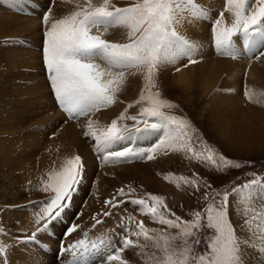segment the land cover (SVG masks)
I'll list each match as a JSON object with an SVG mask.
<instances>
[{"label": "snow or ice", "instance_id": "snow-or-ice-1", "mask_svg": "<svg viewBox=\"0 0 264 264\" xmlns=\"http://www.w3.org/2000/svg\"><path fill=\"white\" fill-rule=\"evenodd\" d=\"M66 2L73 8L60 18H53L51 6L43 15V63L54 98L63 112L70 119L88 117L87 123L81 127L84 137L93 141V150L98 158L105 163H127L145 158L154 160L156 154L163 150L187 153L190 158L210 163L221 171L241 167L203 139L198 138L200 149L194 148L193 135L197 130L187 118L166 111L178 105L163 98L156 88V76L165 65L175 64L181 59H187L189 64L198 62L192 57L198 54L199 47L177 31V26L186 19V12L193 17L204 15L203 10L196 7L195 0H133L124 7L117 6L112 0ZM225 10L231 12L234 19L230 25L226 24L221 11L212 23L215 50L236 58L240 51L234 38H241L247 52L257 53V59L264 56V50H261L264 49V0H226ZM117 28L124 29V42L106 38L111 29ZM139 72L143 73L144 83L136 100L127 104L110 124L101 126L99 121L91 118L92 114L115 104L128 76ZM244 95L252 101L253 93L247 87ZM134 105H138L139 110L135 115H129L128 110ZM129 120L133 123H125ZM150 138L155 139L149 146L137 144L139 140ZM121 144L127 146L118 148ZM85 173V164L79 155L67 159L59 171L49 173L42 190L51 195L42 202L43 207L36 214L37 227L34 232L26 234L27 239L34 240L39 233L55 227L56 222L71 211L74 196L86 178ZM165 178L171 180V174ZM178 179L199 190L198 179ZM258 186L264 188V180L252 179L234 187L231 193L227 190L222 194L215 192L219 201L213 198L205 209L194 211L191 220H184L170 209L168 213L172 218L161 212V207L167 209L168 206L158 195L117 200V196L134 192V189L126 192L121 188L104 204L115 210L124 203H131L153 222L168 229H178L177 233L170 235L167 231L148 228L143 221L135 222L132 216L127 217L128 224H125V218L121 217L118 227L126 234L112 232L121 236L122 246L117 247L113 243L112 235L89 240L86 232L85 238L67 246L61 241L59 254L61 257L65 254L70 256L64 264H112L114 261L128 264L121 254L127 249L144 248L145 245L139 242L143 237L163 253V260L158 264H243V246L229 220V197L238 195L246 199ZM205 187L211 189L212 185L206 183ZM209 196L208 191L204 192V200H209ZM99 215L92 217L93 229L104 223ZM102 215L110 217L113 212L106 210ZM205 216L206 224H202ZM133 223L135 230L131 227ZM79 227L75 222L70 223L64 236L74 233ZM203 227L214 229V235L208 236L206 251L197 253L194 247L201 243L199 232ZM2 232L4 229L0 228ZM177 240L181 241L180 245L175 244ZM7 250L8 246L0 241V257H6ZM2 264H6V260Z\"/></svg>", "mask_w": 264, "mask_h": 264}, {"label": "bare ground", "instance_id": "bare-ground-1", "mask_svg": "<svg viewBox=\"0 0 264 264\" xmlns=\"http://www.w3.org/2000/svg\"><path fill=\"white\" fill-rule=\"evenodd\" d=\"M34 1H40L43 3L44 7H46L50 0H27V2L21 3H14L13 0H0V56H2V62L0 63H3L0 82H3V93H6L7 96L10 97V101H8L9 104H4V97L0 99V122H5L11 129L16 130L12 136L8 137L11 142H5L6 152L9 153L8 156L10 157L9 159H14V161L8 163L7 159L5 165L2 159H0V174H9L12 175L14 179L19 180V183L8 186V191L3 192V195L0 196L1 199L8 204L6 206L1 201L8 213L6 219H8L9 227L11 222H14L15 225V229L12 230V239L8 241L10 242L9 244L12 245L8 246L6 257L2 258L3 261L6 260V264H56V260H52V256L50 257L42 251L29 247L27 244L18 245V247L13 246L14 243L17 244L16 237L19 235L17 232L19 233L27 228L30 229L33 225V221L35 222L36 220V214H38L35 210L42 209L43 206L39 208L35 206L31 213L29 211V213L24 212L27 211L24 210V208L14 210L10 209L9 206L26 202V200H28L26 195H28L29 199L34 197L39 198L40 193L38 192L48 180V178L44 180L43 175H49V173L55 171L54 168L63 166L67 159L75 156V150L77 149L81 150L85 155L88 168L93 170V168L97 167L88 145L81 139V134L76 128V125L72 122L61 125L56 124V121L58 119L60 120V117L63 118V115L61 111L56 108L55 102H51V98L54 97V94L50 87V90L48 86L47 88L42 87V84L44 86L42 81L46 78V73L45 67L42 66L40 60V58H42L41 52L35 50L31 51L25 46L13 44L15 37L18 35L30 36V41H35L40 44L42 35L40 29L42 26H40L38 20L39 17L45 13V10L43 9L41 12L37 11L38 14L36 15L31 14L33 10L29 14L27 11L25 12V9L32 6ZM94 2L99 3L100 1L94 0ZM115 4L123 7L119 3ZM198 4L196 7L200 8L202 6L200 9L203 10L204 15L193 17L190 12H186V19L181 25L177 26V29L184 33V36L188 39L190 36L185 34L187 26L195 28L199 32V34L191 40L199 47L198 54L192 57V59L198 61V64H189L187 59H181L175 64L165 65L161 68V77L169 84L180 86L184 90L191 89L195 85L199 86L201 90L206 93H209V98L214 103L212 110L214 115L212 114V116H214L216 127L221 132L217 130L223 135L221 138L225 139L230 145L235 144V146H237V140L240 143L253 142L254 138L259 136L254 129L253 122L258 124L257 127L259 130H264V56L261 57L262 59L260 58V61L254 62L251 58V53L247 52L245 49L243 50V40L241 38H234L236 46L240 51L238 57L233 58L231 56H225L218 53L216 50L215 52L213 44H209V42L211 43L212 37L211 25L219 17L221 11L225 10L226 0H201ZM17 6L20 8L18 9ZM53 8H58L56 11H52L53 18H60L68 11L72 10L73 5L67 3L66 0H58L56 4H53L52 9ZM187 14L189 15L187 16ZM224 19L226 20L225 23L229 25L232 23L234 17L232 14L229 15L228 12L224 14ZM186 22H191L192 25H187ZM209 30L210 35L207 34ZM124 32V29L120 28L111 29L106 38L116 41L120 39L119 36ZM184 65L188 66L185 67ZM177 69H179V71H177ZM132 77L136 78L137 76L132 75L130 79ZM130 79L124 85L123 90L117 94V102L108 108L100 110V112L96 114L95 118L99 121L101 126L110 124L111 120L116 115H119L121 111L119 108L123 104L119 99H125L130 96L131 98L133 97L132 94L135 91V85L139 83V80L137 78L133 79L131 85ZM246 87L253 93L252 101L247 100L244 95L243 90L245 91ZM42 99L46 101L41 103ZM243 104L246 105L243 106ZM44 106L45 109L43 108ZM51 112H53V114H51ZM46 115L50 117L47 126L45 123L43 126L35 125L38 121H43ZM74 121L73 119V122ZM33 126L35 127L33 128ZM236 131L239 133L237 134ZM52 132L55 133V137H50L49 134ZM243 132H245L247 136H244ZM236 135L237 140H235ZM47 147L50 149L54 148V153H50L49 150L48 152L50 154H48L45 150L46 155L41 154L44 148ZM36 150L39 151L40 154L37 155ZM25 162L31 164V166L28 164L29 168H27V166L24 165ZM153 162L154 165L149 162L146 164L139 163L116 167L124 170L121 175H118L119 169L114 171V174H117V177L121 180L126 177L129 179L139 177V179H143L146 184H155L157 182L156 185H158L160 181L159 179L157 181L151 169L163 170L161 174L163 175L166 172V168H158V166H156V161ZM104 168L106 167H103V169ZM105 170H103L105 173L102 171V173L100 171L98 172V170H88V172L85 173L86 178L77 196V203L83 201L86 203L88 197L92 198L95 196L94 192L98 187H103V191L107 192V189L104 188V186L106 187L110 183V178H108L110 176L107 173H112L113 169L106 168ZM125 172H127V174H125ZM18 173H21V176H18ZM96 173L100 184L97 185L98 187L94 186V191L92 188V190L89 189L91 191L89 192L87 190L88 183L91 181V176L96 175ZM40 182L41 186L38 188V183ZM120 184L119 186H121ZM28 188L31 189L30 194L26 193L25 195V190ZM84 189L90 194L87 198L82 197V191ZM12 194H14V196H12ZM45 196L48 197V195ZM88 204L89 213H87V216L95 210V204H91V202ZM126 207L128 208V206H123L124 212L125 214H129V208L127 209ZM76 210V205H73L68 215H72ZM115 211L113 215L109 217L106 229V235H112V238L115 235L112 230H115V233H119L120 230V228H118V221H120L118 219L119 214ZM142 216L143 215L140 217L138 216V218H143ZM32 217L34 218L33 220ZM138 218L137 222L144 221L143 219L138 220ZM56 223V227L59 228V230L65 229L64 225L62 228L60 221ZM85 223L87 225L84 226L85 229L81 232L82 235H84L85 231L88 234L91 232L94 221L88 217ZM131 227L135 230V223L131 225ZM95 229L96 230H93L95 231L94 237L96 239L101 238L99 231H105L103 225H98ZM15 231L16 233H14ZM132 238L135 239L134 237ZM141 239L143 238L141 237L140 240ZM120 240L118 246H122ZM21 241L25 242L26 236H23ZM135 249L137 248L125 250L121 254L122 258L129 261V255L131 251ZM247 249L252 250L249 247ZM251 253L252 251H249L244 254L247 257V254L250 255ZM256 256L257 254L254 253L251 258L254 259ZM2 259H0V264L3 262ZM113 264H118V262H114ZM253 264H255V261H253ZM256 264H264V260L261 262L257 261Z\"/></svg>", "mask_w": 264, "mask_h": 264}, {"label": "rangeland", "instance_id": "rangeland-1", "mask_svg": "<svg viewBox=\"0 0 264 264\" xmlns=\"http://www.w3.org/2000/svg\"><path fill=\"white\" fill-rule=\"evenodd\" d=\"M57 1L58 0H54V2H53V0H50L48 5L44 8V10L45 11L48 10L49 7L50 6L52 7L53 4H56ZM98 1H100V0H98ZM199 1L201 2V0H199ZM199 1H195L196 6H197ZM112 2L113 3H119L120 5H122L124 7V6H127L129 3H132L133 0H112ZM39 4H40V1H34V3H33V5L41 7V6H39ZM33 5L27 9H25V12L27 11L28 14L31 13L32 9L34 8ZM17 7H18V9L20 8L19 6H17ZM200 8H202V6ZM57 9L58 8H53L52 11H56ZM223 12L225 14V13H228L229 11L224 10ZM230 14H232V13L229 12V15ZM43 15L41 17H39V20H38V23L40 24V26H44L43 25L44 24L43 23ZM188 15L189 14H187V16ZM39 24H38V26H39ZM186 24L192 25L191 22H186ZM211 28H212V25H211ZM40 32L41 33L43 32L42 27L40 29ZM185 34L190 36L189 40L191 41L193 37H196L199 34V32L195 28L187 26ZM207 34L210 35V30L207 31ZM119 38L120 39L116 40L117 42H124L125 40H121V39H126L125 32L122 35H120ZM43 41H44V39H43V33H42L40 42H43ZM33 42H32L33 44H37V42H35V41H33ZM41 45H42V43H41ZM213 46H214V44H213ZM25 47L31 51H33V50L36 51L35 48L32 50L31 47H28V46H25ZM214 51H215V48H214ZM37 52H41V51L37 50ZM1 57L2 56H0V62H2ZM40 60H41L42 66L45 67L44 63H42V58H40ZM254 62H256V61H254ZM195 64H198V62ZM195 64H193V65H195ZM2 66H3V63H0V77H1ZM45 73H46V69H45ZM135 75L137 76L136 78L139 80V83L135 85V91L132 94L133 95L132 98L130 96V97H126L125 99H119L123 103L121 105V107L119 108V109H121V111L126 107L127 103H129L130 101H134L138 98L140 90L143 87V83H144L143 73L139 72V73H136ZM161 75L162 74H161V69H160L159 74L156 76V88L159 89L163 98H165L169 101H172L175 105H178V107L166 109V111H168L172 114H175L178 116H183V117L187 118L188 120L191 121L192 125L197 130V132L193 135V147L196 148L197 150H199L201 146L198 142V138L203 139L209 145H211L213 148H215L218 153H221L224 156L238 162L241 165V167H239V168L229 167L226 171H221L220 169H218L217 167L213 166L210 163L201 162V161H197L196 159L190 158V155L187 153L171 152V151L164 152L162 150V152H163L162 156H160L157 160H154V161H156V166H158V168H160V167L166 168L165 174L161 175L163 173V170H160V169L154 170V169L150 168L152 170V172L155 174L154 177L157 179V181L159 179L160 184L156 185L157 182L155 184L154 183L146 184L143 181V179H141V178L139 179V177L134 178V179H129L126 177V178H123L121 180L117 176L121 175L123 173L124 169L114 168L112 170V173H107L110 176V177H108V178H110V183L106 187L104 186V188L107 189L106 190L107 192L112 193L115 190V188L117 186H119L120 183H121L120 185H122V186H125L128 183H137L140 186H144L146 188V191H147L146 195L153 194V195H158V196H164L163 198L168 202V205H167L168 208L165 209V208L161 207L159 210L161 212L165 213V215H169L168 209H170L171 212H174L176 215L182 217L184 220H191L193 218L192 213L194 211H202L203 209H205L207 207L208 203H210L213 200V198L218 202L220 198L218 196H215V192L218 191L222 194V192H224L225 190L229 191V189L233 186V184H236L238 182V181H236L233 183V181L236 180V177H239L240 174H242L244 177H252V175L257 170H263L264 169V130H259V128L257 127L258 124L253 122L254 129L257 131L259 136L254 138L253 142L245 143V142L241 141L242 143H240L237 140V135H236L235 140H237V143H236L237 146H235V144L230 145V143H228L225 139L221 138L223 135H221L219 133L220 130L216 127V123L214 122V116H212V114L214 115V113L212 111L214 103L209 98L210 94L206 93L205 91L201 90V88L199 86H195V85L191 89H185V90L182 89L180 86L171 85L168 82L164 81V79L161 77ZM131 76H132L131 74L128 76L127 81H129ZM45 77L47 78L46 74H45ZM46 78L44 79V81H42V83H44V86L42 84V87L47 88V86H48V89H49L50 84H48V81L46 80ZM136 78L132 77L130 79L131 85L133 83V79H136ZM3 88H4L3 82L1 81L0 82V93H1L0 99L2 97H4L5 98L4 104H6V103H8V101H10V97L7 96L6 93H3ZM50 89H51V87H50ZM154 90H156V89H154ZM51 91H52V89H51ZM51 99H52L51 102H54L53 101L54 97H52ZM43 101L45 102L46 100L42 99L41 103H44ZM245 105L246 104H243V106H245ZM43 108L45 109V106ZM134 110L138 111L139 106L135 105V107H133V109H131V111H134ZM47 114H48V111H47ZM51 114H53V112H51ZM49 119H50L49 115H46V117L43 121H38L37 123H35V125L37 124L39 126H43L44 123L48 124ZM62 119L63 118L60 117V120H62ZM34 127L35 126H33V128ZM248 130H251V129H248ZM15 132H16V130L11 129L10 126H8V124H6L5 122H0V159H2V161L5 163V165H6L7 159H8V163L14 161V159H9L10 157L8 156L9 153L6 152L5 142H11L8 139V137L12 136ZM236 133L238 134L239 132L236 131ZM243 133H244V136H247V134L245 132H243ZM49 135H50V137H55L54 132L50 133ZM224 135H226V134H224ZM81 139L86 143V141L82 137H81ZM139 142L144 146L147 143L151 142V138L139 140ZM45 150H46V153H48V154H50L51 152L54 153V148L50 149L47 147V148H44V151H42L41 154L46 155ZM38 154H40L39 151H37V155ZM178 156H181V157H178ZM18 157H19V155H18ZM153 163H154L153 161H150V164H153ZM28 164L29 163H26V162L24 163V165L27 166V168H29V165L31 166V164H29V165ZM136 164H139V163H136ZM140 164H146V163H140ZM96 168H93V170L88 168L86 170V173L88 172V170L89 171H94V170L97 171ZM118 169H119V172H118L119 174L118 175L114 174V171H116ZM105 171H102V172L105 173ZM120 171H122V172H120ZM125 174H127V172H125ZM166 174L175 175V177H176L175 182H173V181L167 182L166 180H164ZM18 176H21V173H18ZM179 177H187L189 179H198L199 184H200L199 190L197 191L194 186L186 184V183H184V181L179 180L178 179ZM92 179H93V177L91 176V181H89L88 186H87L88 187L87 190L89 192H91L90 190H92V189H93V191L95 190L94 189L95 184L94 185L91 184ZM97 181L98 182L96 184V187H98L97 185L100 184L98 178H97ZM17 183H19V180L14 179V177L12 175L0 174V196L3 195V192L8 191V189H9L8 186L15 185ZM206 183H211L212 188L211 189L206 188L205 187ZM81 187H82V185L80 186L79 191H80ZM30 190L31 189H29V188L26 189L25 195H26V193L30 194ZM79 191L76 192V194L74 196V202H73V205H76L77 210L75 211V213H72V215L69 216L67 214L66 216L61 218L60 223H61L62 228H63V225L66 226V225H69L70 223L74 222V218H77V219L80 218L81 220L86 221L85 217L87 216L88 212L87 213L84 212L82 215H80V217L79 216L75 217V215L78 214V211H79L78 207H79V204L81 203V202L77 203V196L79 195ZM88 191L86 192V189H84L82 191V197L83 198L84 197L87 198V196L90 195V194H88L89 193ZM206 191H208L210 193L209 200H204V198H203V194ZM22 192H23V190H22ZM97 192L104 193L103 187L96 188V191L94 192L95 196H93L91 198V201H90L91 204H95V200L97 202L101 203L103 198L106 196V194H104L98 198L97 194H96ZM38 193H40L39 194L40 200L42 198L45 201V199L50 196L49 192L44 193L42 188L39 190ZM45 195H48V197ZM12 196H14V194H12ZM140 196H141V194H139L137 196V199H139ZM26 198L28 200H30L28 198V195H26ZM130 198H131L130 200H132L134 198L136 199L135 196H131ZM252 199H256V197L250 196V200H252ZM28 200H26V201H28ZM1 201L6 206L8 205L0 197V225L4 224V226H6V230H7V231L2 232L1 234L4 233V235H5L4 240L9 241L12 239V230L15 229V225H14V222H11V225L9 227V223L7 221L8 219H6L8 213H7V210L4 208L5 206L2 205ZM84 204H86V203H84ZM41 206H43V205L40 204L39 206H36V208H39ZM123 206H128L129 209L127 207L126 208L128 210H130V208H132V206H134V205H132L131 203H125L120 208H118L117 210L115 209L116 211L114 210L117 214H119L118 219L120 221H121V217H124L126 220L125 215H128V213L125 214ZM246 206H248L246 199H242L238 195H231L229 197V204H228L229 219H230V222H232L234 225V230L236 232L238 239L240 238V236H242V238H244V236H243L244 233H246V232L249 233V227L246 224V219L249 217V213H248V208H246ZM27 208H24V210H27L24 212L29 211L31 213V212H33L32 210H34L32 207H27ZM93 208H94V205H93ZM88 209H89V204H88ZM94 209L96 210L97 207L95 206ZM119 209H120V211H119ZM121 215H123V216H121ZM141 215H143V214H141L139 212L138 216L140 217ZM142 217L143 218H138V220L143 219L145 226L148 228H154V229H158V230L167 231L170 235H175L178 231V229H168L167 226H165V225L153 223V221L151 220V218L149 216L143 215ZM169 218H172V217L169 215ZM125 220H124L125 224H128V221L127 220L125 221ZM120 221H118V225H119ZM202 224H206V216L202 220ZM56 225H57V223H56ZM10 228H12V229H10ZM50 228H57V227L55 226V227H50ZM118 228H120V227H118ZM84 229H85V227L82 228V231ZM212 230L214 232V229H209L207 227H203L201 229V231L199 232L201 243H200V245H197L194 247L195 252L201 253V252L206 251V249H207V238L210 235H214V234L210 233V232H212ZM14 233H16V231ZM85 233H86V231H85ZM119 233H120V230H119ZM263 233H264V230L262 231V233L260 235H258V237L261 238L259 242L261 243L260 245L262 247H264V243H263L264 239L262 238ZM17 234H19L16 237L17 244L14 243L13 246L18 247V245L21 246L22 244L28 245L29 239L26 238L25 242H22L21 240H22L23 236H26V234H29V228H27L26 230L21 231L19 233L17 232ZM124 234H126V233H124ZM150 235H151V233H150ZM249 235H250V233H249ZM81 236H84V235L81 234ZM20 238H21V240H20ZM247 239L245 240V242L247 241ZM139 242L141 245H145V247L132 250L130 255H129L128 264H139V263L144 264L143 263L144 259L146 260V264H158L159 261L163 260V253L160 251V249L155 247V245L152 241H145L144 239H141ZM241 242H242L241 244L243 246V240ZM39 243H44V241L40 240V242H38V244H34V247H36V250H38V251H40L39 250ZM53 244H55L54 241L52 244H46L45 246H52ZM161 244H163V241H161ZM175 244L180 245L181 241L177 240V241H175ZM10 245H12V244H10ZM48 248H50V247H48ZM246 248H248V247H246ZM243 249H244V247H243ZM150 251H151V254L149 253ZM254 252L251 253L252 256L254 255ZM144 253H147V254L145 255ZM255 253L257 254L256 258H259L257 261H259L260 259H261L260 261L264 260V256H263L264 250L263 249H262V254L257 253V251ZM148 255H150V256L148 257ZM2 258L3 257H0V259H2ZM245 258L246 257H243V261L245 260ZM256 258H254V259H256ZM254 259L250 258V260H249L246 258V264H250V262H253ZM52 260L55 261L56 259L52 257ZM2 261H3V259H2ZM55 263L59 264L56 261H55Z\"/></svg>", "mask_w": 264, "mask_h": 264}]
</instances>
